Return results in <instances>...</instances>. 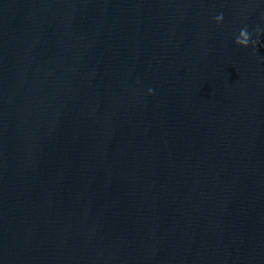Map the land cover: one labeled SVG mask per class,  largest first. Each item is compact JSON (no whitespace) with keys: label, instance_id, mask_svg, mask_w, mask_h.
<instances>
[{"label":"water","instance_id":"1","mask_svg":"<svg viewBox=\"0 0 264 264\" xmlns=\"http://www.w3.org/2000/svg\"><path fill=\"white\" fill-rule=\"evenodd\" d=\"M0 264H264V0H0Z\"/></svg>","mask_w":264,"mask_h":264},{"label":"clouds","instance_id":"2","mask_svg":"<svg viewBox=\"0 0 264 264\" xmlns=\"http://www.w3.org/2000/svg\"><path fill=\"white\" fill-rule=\"evenodd\" d=\"M222 20H223V16L222 15H217L215 17V22L217 24H220L222 22ZM260 35H261V33L258 30L257 31V42L254 43V42H252L251 36L248 33L247 29H241L239 31L238 35L235 36L236 37L235 38V44L238 47L243 48V49H247L250 46L253 47V48H256L257 43L259 42ZM151 94H152V89H148V95H151Z\"/></svg>","mask_w":264,"mask_h":264}]
</instances>
